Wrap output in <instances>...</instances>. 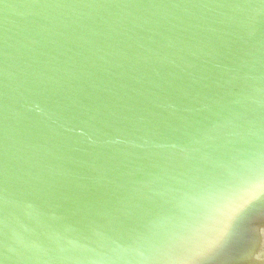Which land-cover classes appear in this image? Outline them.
<instances>
[{"label": "water", "instance_id": "water-1", "mask_svg": "<svg viewBox=\"0 0 264 264\" xmlns=\"http://www.w3.org/2000/svg\"><path fill=\"white\" fill-rule=\"evenodd\" d=\"M264 175V0H0V264H158ZM199 264H264V202Z\"/></svg>", "mask_w": 264, "mask_h": 264}, {"label": "snow or ice", "instance_id": "snow-or-ice-1", "mask_svg": "<svg viewBox=\"0 0 264 264\" xmlns=\"http://www.w3.org/2000/svg\"><path fill=\"white\" fill-rule=\"evenodd\" d=\"M264 202V175L248 176L242 182L225 179L210 196L212 228L189 245L175 247L162 241L155 259L158 264H199L238 232L256 202Z\"/></svg>", "mask_w": 264, "mask_h": 264}]
</instances>
